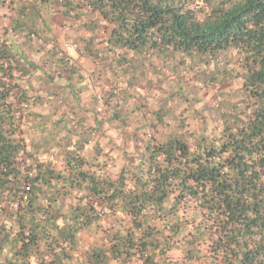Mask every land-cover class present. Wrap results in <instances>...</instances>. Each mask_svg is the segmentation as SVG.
Instances as JSON below:
<instances>
[{"label":"trees","instance_id":"obj_1","mask_svg":"<svg viewBox=\"0 0 264 264\" xmlns=\"http://www.w3.org/2000/svg\"><path fill=\"white\" fill-rule=\"evenodd\" d=\"M0 7L9 18L0 34V264H264V0ZM56 25L76 32L90 71L57 45ZM153 58L176 75L202 77L213 64L209 81L239 80L241 99L221 89L214 105L194 109L219 127L202 117L192 130L180 83L154 106L135 93L140 83L151 90ZM79 94L93 110L99 96L108 119L89 117V107L58 115ZM107 123L125 145L115 172L99 143ZM93 229L83 249L81 234Z\"/></svg>","mask_w":264,"mask_h":264},{"label":"rangeland","instance_id":"obj_2","mask_svg":"<svg viewBox=\"0 0 264 264\" xmlns=\"http://www.w3.org/2000/svg\"><path fill=\"white\" fill-rule=\"evenodd\" d=\"M4 13H6V10L0 7V15L2 16ZM0 34H3L5 31L6 26L9 25V18L6 15H3L0 17ZM55 36H56V42L57 45L63 49L64 53L70 57L76 62V65L80 67L81 71L87 73L93 68V63L86 60V59H80L78 58L77 54L75 53V48L78 45L75 41L76 32L73 30L65 31L64 28L60 25H56L55 28ZM79 46V45H78ZM231 67L232 71L236 72V69L239 64V58L238 57H232ZM33 60L35 62H38V57H33ZM81 61V62H80ZM151 66H149V71L155 70L152 73H149V76L151 77L152 81V87L151 90L147 88V84H138L133 89H135V93L137 95H140L141 97H144L143 100H147L148 103H150L151 106H154L157 104L160 98L163 96H173L175 95V91L177 90V84L180 83L183 89V92L188 96V99L192 102V107L189 105H183L181 106L180 111L184 109L185 111H182L183 116H186L190 128L192 130H197L199 126L203 125V118L207 121V128L208 130H211L213 128L219 127V121L218 118H216L214 115L210 113L209 110H205L200 113L195 112L194 109H206L207 107L214 105L217 102L218 97V91L221 89L225 90L226 92H235V95L232 96V100L234 102H238L240 97V90H241V83L239 80L234 79L232 81H221V82H215L212 83L209 81V78L211 74L215 73L216 68L214 70L213 64L210 67L202 68L200 73L203 74L202 77L198 76V74L192 75L188 71H184L183 73L180 72L179 75H176L172 70H166L163 66V62L160 59L153 58L151 60ZM156 67V68H155ZM182 71V70H181ZM57 75V74H55ZM54 75V76H55ZM155 75V76H153ZM56 79V82H59V89L58 91H62L64 83L62 81H59ZM47 84L44 86L43 94L42 96H46L47 91L46 88L48 85L51 84V82L46 81ZM52 84V89L55 87ZM109 85V84H108ZM124 87V86H123ZM57 88V87H56ZM150 92H149V91ZM141 98H137L135 100V103H144ZM98 104L96 108L93 110L90 105V99L87 94H79L77 99L71 98V100L67 103H65L63 106H61L59 110V114L61 113H67V111L75 109L78 110L80 107H84V109H87L89 107L90 115L89 117H96V111L99 114V118L108 119L110 113L109 109H105L103 106L101 100H97ZM38 110L42 113L48 112L50 110L49 106H38ZM107 110V111H106ZM143 112H147V108H143ZM203 117V118H202ZM142 117L140 118V120ZM108 123L104 127V133L99 139V143L101 147L114 158L115 166L113 168V172H115V169L119 167L120 164V151L122 150L123 145L122 140L119 139L117 132L114 128H107ZM113 123L109 124L108 127H113ZM96 141V137L94 138ZM105 226V225H104ZM97 233L96 229H93L90 232H83L81 234V240H82V248L85 249L89 247L93 242L97 239ZM114 264V263H112Z\"/></svg>","mask_w":264,"mask_h":264},{"label":"built area","instance_id":"obj_3","mask_svg":"<svg viewBox=\"0 0 264 264\" xmlns=\"http://www.w3.org/2000/svg\"><path fill=\"white\" fill-rule=\"evenodd\" d=\"M12 97H13V95H12ZM97 98L100 100V97L99 96ZM12 102H13V104H16V101L14 99H13Z\"/></svg>","mask_w":264,"mask_h":264},{"label":"crops","instance_id":"obj_4","mask_svg":"<svg viewBox=\"0 0 264 264\" xmlns=\"http://www.w3.org/2000/svg\"><path fill=\"white\" fill-rule=\"evenodd\" d=\"M80 59H83V58H80ZM81 62V61H80Z\"/></svg>","mask_w":264,"mask_h":264}]
</instances>
